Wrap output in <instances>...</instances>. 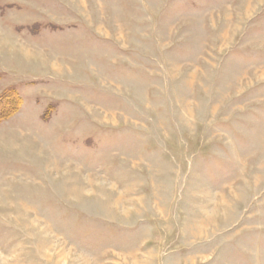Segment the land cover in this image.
<instances>
[{
  "label": "rangeland",
  "instance_id": "1",
  "mask_svg": "<svg viewBox=\"0 0 264 264\" xmlns=\"http://www.w3.org/2000/svg\"><path fill=\"white\" fill-rule=\"evenodd\" d=\"M0 264H264V0H0Z\"/></svg>",
  "mask_w": 264,
  "mask_h": 264
}]
</instances>
